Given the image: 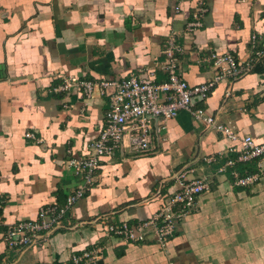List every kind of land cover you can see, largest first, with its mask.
Returning a JSON list of instances; mask_svg holds the SVG:
<instances>
[{"label": "crops", "instance_id": "crops-1", "mask_svg": "<svg viewBox=\"0 0 264 264\" xmlns=\"http://www.w3.org/2000/svg\"><path fill=\"white\" fill-rule=\"evenodd\" d=\"M199 2L202 25L186 32ZM171 32L182 48L180 73L190 85L204 83L213 75L212 51L247 61L251 36L264 43V0H0V264H62L89 250H97L89 264H264V176L234 184L235 173L255 170L253 160H238L241 138L264 143V57L196 101L234 125L237 139L180 111L152 136L149 152L124 147L104 158L45 245L10 248L2 239L8 224L66 201L82 183L68 160L86 155L103 126L107 96L54 93L60 76L122 79L141 67L162 79ZM183 171L207 180L209 190L164 247L102 235L101 217L131 224L149 218L178 189Z\"/></svg>", "mask_w": 264, "mask_h": 264}, {"label": "built area", "instance_id": "built-area-1", "mask_svg": "<svg viewBox=\"0 0 264 264\" xmlns=\"http://www.w3.org/2000/svg\"><path fill=\"white\" fill-rule=\"evenodd\" d=\"M178 8L176 6L175 10ZM205 11V5L199 2L185 26L186 32L202 25L201 18ZM250 44L252 56L247 61L237 60L230 52L219 54L212 51L207 60L213 68V75L204 83L196 85H190L180 73L182 48L176 32L168 34L162 49V79H157L155 70L141 67L122 79L93 81L60 76L59 83L51 89L54 93L69 94L79 89L87 98L95 92L107 96L108 108L103 126L88 145L86 155L68 160L74 172L82 178V183L76 186L63 204L43 205L34 219L8 224L1 234L4 243L18 249L45 245L52 232L61 225L69 208L90 189L95 171L104 158H110L116 152L122 153L124 147H128L129 154L149 152L152 150V136H158L165 122L176 117L180 111L187 112L193 120L201 121L226 138L237 139L234 125L221 122L218 116L197 106L196 101L204 99L219 81L246 74L264 57V43L258 46L256 35L251 36ZM25 137L34 138V135L26 133ZM240 145L238 160H253L255 170L242 176L235 173L234 184L249 186L264 176V143L256 142L252 136L246 135L241 138ZM214 160L212 156L205 158L208 163ZM188 173L183 171L177 174L178 189L149 218L134 224L126 221L113 223L107 217L99 218L97 223L101 226L102 235L117 236L133 244L150 240L164 247L175 236L181 220L192 211L197 197L209 190L207 180L187 179ZM96 252L73 253L62 264H89L96 259Z\"/></svg>", "mask_w": 264, "mask_h": 264}]
</instances>
